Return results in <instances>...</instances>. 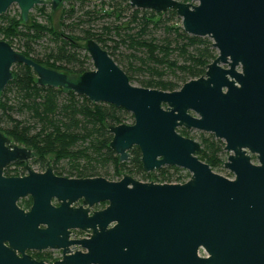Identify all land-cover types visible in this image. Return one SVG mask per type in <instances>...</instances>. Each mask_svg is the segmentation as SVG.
<instances>
[{"label": "water", "instance_id": "95a60500", "mask_svg": "<svg viewBox=\"0 0 264 264\" xmlns=\"http://www.w3.org/2000/svg\"><path fill=\"white\" fill-rule=\"evenodd\" d=\"M44 2L54 12L63 0H0V15L14 3L27 22L29 11ZM129 5L173 9L184 32L210 38L217 54L204 73L171 91L135 86L89 38L84 47L93 68L72 77L0 40V92L13 77L12 65L24 64L41 86L131 113L132 123L108 126L109 148L120 162L137 146L144 171L169 165L190 176L181 183L141 181L126 173L117 180L67 177L55 174L49 161L37 172L28 164L34 152L0 131V264H43L24 253L16 256L15 248L61 247L67 253L69 245L80 249L55 264H166L178 258L264 264V0H129ZM180 126L223 140L228 153L223 166L233 177L198 160V142L179 134ZM11 162H23L26 174L4 176ZM27 195L32 204L25 212L17 201ZM103 201L102 209L88 213ZM41 222L47 224L38 229ZM74 228L89 237L69 240ZM199 248L208 256L200 257Z\"/></svg>", "mask_w": 264, "mask_h": 264}, {"label": "trees", "instance_id": "16d2710c", "mask_svg": "<svg viewBox=\"0 0 264 264\" xmlns=\"http://www.w3.org/2000/svg\"><path fill=\"white\" fill-rule=\"evenodd\" d=\"M89 1L63 0L58 29L51 23L52 11L50 14L45 13L44 6L36 7L44 13L41 14L45 18L44 23L30 13L27 22L21 21L18 12L13 16L3 13L0 15V40H6L14 49L44 66L76 77L87 70L85 65L90 57L84 45L91 38L107 50L131 82L132 67L118 63L114 57L115 48L106 45L105 33L108 32V27H102L101 31H95L91 27L96 18L114 16L119 20L120 15L129 10V18L120 24L127 26L132 22L138 27L137 32L128 37L131 44L142 49L145 54L140 61L148 72V78L141 80L140 86L166 91L175 90L179 87L178 83L183 84L201 76L206 64L217 54L210 38L184 32L180 18L173 9L155 12L131 7L129 0H112L113 4L108 3L110 8L104 10L105 2L100 0L98 11L94 6L86 8ZM151 27L161 28L166 35L160 39L144 38L143 35ZM76 31L80 34H75ZM43 37L52 46L47 47L39 57L32 44ZM15 40L21 42L20 47H15ZM80 41H84V45ZM82 50L86 52L81 53ZM172 54H176V58H171ZM166 70L174 74L173 78H163ZM11 72L12 79L0 92V131L14 142L30 148L35 154L33 163L39 168H44L46 160L51 158L53 171L67 177L103 176L113 180L122 175L121 171H126L131 175H139L137 177L141 180H147L152 175L160 182L183 179L180 174L176 175L180 169L176 166L153 172L144 171L137 146L129 150L127 162L118 160V155L109 148L112 135L108 126L124 121L126 111L123 108L105 102H91L84 95L71 90L41 86L36 82L32 69L24 64H13ZM14 110L28 112L33 122L14 118L11 114ZM201 140L205 143L203 156L207 163L211 168L220 165L223 160L220 157L223 142L213 135L202 136ZM15 165L14 169L5 168L4 173H16L20 167ZM21 169L23 170V166ZM108 169H112V175ZM19 204L27 205L29 201L21 199Z\"/></svg>", "mask_w": 264, "mask_h": 264}, {"label": "rangeland", "instance_id": "374dc122", "mask_svg": "<svg viewBox=\"0 0 264 264\" xmlns=\"http://www.w3.org/2000/svg\"><path fill=\"white\" fill-rule=\"evenodd\" d=\"M103 1L105 2L104 6H103L104 10L110 8V5H108V3L113 4L112 0H103ZM40 6H44L45 7V13L49 12V14H50V11H51L50 5L46 2H44L43 4L35 5L29 11V13L31 15H33L39 22L44 23L45 18L41 15L44 13H41L38 9H36V7H40ZM93 6L96 9H98V11H99L100 0H90L89 3H86V8H88V9L93 8ZM17 12L19 13L17 5L13 3L8 7V9L6 10L5 13H7L10 16H13ZM129 14H130L129 10L125 11L123 14L120 15L119 20H117L114 16H104L103 18H100V19L96 18V20L91 23V27L95 31H101L102 27H108V32L105 33V37L107 39L106 45L109 47L115 48L114 57L118 60V63H120L123 66L130 65L132 67V72H130L132 74L131 84H133L135 86H140V81L148 78V74H147L148 72H147L146 68L141 65V61H140L141 59H143L145 57V54H144L142 49H138V48H136L135 45H132L131 42L129 41V37H128L129 35H134L137 32L138 27H136V25L133 24L132 22L127 26H126V24H122V25L120 24V23L126 22V20L129 18ZM60 15H61V7L56 9L54 12H51V15H50L51 23L56 29H58V22H59ZM116 26L118 28H116ZM75 34H80V32L76 31ZM165 35H166V33H164V31L161 28H152L151 27L147 31V33H145L143 35V37L144 38L154 37V38L160 39V38L164 37ZM80 44L84 45V41H80ZM14 45H15V47H20L21 42L18 40H15ZM32 45H33V49H34L35 54H39V57H41V55L45 52L46 48L52 46V43L46 37H43L42 39H39L38 41H36ZM84 52H86V51H84V50L81 51V53H84ZM216 53H217V51H216ZM32 54H34V53H32ZM171 58H176V54H172ZM85 66H86L87 70H90L93 68L91 59H89L88 62H86ZM158 69L160 70L161 68L158 67ZM141 70H143L144 72ZM173 75L174 74L171 73L169 70H166L163 78L170 79V78H173ZM181 84H182V82L178 83V86L180 87ZM178 88H176V89H178ZM11 114L14 118H17L19 120L28 121L29 123L33 122L29 113L26 111L14 110V112ZM130 115H131V113L126 111L124 114V117H123L124 121L122 123H127V124L132 123L133 117H130ZM226 157L227 156H224V158H223L224 160H222L220 162V165L215 166L212 169H213V171H215L219 174H221L223 171H225V173L228 176H231L232 173L230 175V172L226 168H224V166H223V162L226 160ZM127 161H124V162H127ZM29 162L38 168L37 164L33 163L32 160H29ZM179 168L180 169L178 170L176 175L180 174V178H183L185 180L188 179V177L190 175L187 172V170L184 168H181V167H179ZM108 170H109V174L112 175V169H108ZM122 173L128 174L126 171H121V174ZM129 175L130 176H136L135 178L139 179V177H137L139 175H131V174H129ZM139 180H141V179H139ZM141 181H144V180H141Z\"/></svg>", "mask_w": 264, "mask_h": 264}, {"label": "flooded vegetation", "instance_id": "af4514ba", "mask_svg": "<svg viewBox=\"0 0 264 264\" xmlns=\"http://www.w3.org/2000/svg\"><path fill=\"white\" fill-rule=\"evenodd\" d=\"M189 114L191 116H193V117H197L198 116L194 111H189ZM176 130H180L182 133H180L178 131L177 132L179 134H181L182 136L187 137V138H190V139H193L196 142H198L199 149L195 151L194 155L198 158V160H200V161L208 164L207 161L205 160V157L203 156V151L205 150V143L201 140V137L202 136L209 137V136H211L213 134L211 132H207V131H204V130H201V129H198V128H195V127H191L189 129H187V128L183 127V126H180ZM216 139H218V138H216ZM219 140H221V139H219ZM221 141L223 142V140H221ZM227 154H228L227 151L224 150V142H223L222 154H220V157H222V159H223L224 156H227ZM34 158L31 159L32 162H33ZM48 161H49V164H50V160L47 159L46 162H45V167L44 168H39L38 167L39 168V171H37V170H35V171H37V172L44 171L46 169V167H47V162ZM15 164H17V166L20 167V168H18L17 172L14 173V171H11V173L9 175H6L4 173V169L7 168V167L9 169H14L15 166H16ZM28 164H29V161H28ZM22 166H23V170L21 169ZM51 167H52V165H51ZM166 167H169V165H163L159 169L166 168ZM210 168H211V166H210ZM4 169H3V175L6 176V177L23 176V175L26 174V168H25V165H24L23 162H11V163H8L4 167ZM52 169H53V167H52ZM156 170H158V169H155V170H152V171H146V172H153V171H156ZM189 175H190V173H189ZM232 177L233 176H230L229 178H232ZM119 178H116V179H113V180H117ZM133 178H135V177H133ZM156 179H157L156 176H148V179L147 180H144V181L160 182V181H157ZM137 180H139V179H137ZM162 182H169V181H165L164 180ZM170 182H173V181H170ZM21 199H25V200L29 201V204H27V205H20L19 204V201ZM78 202L80 203V201H78ZM17 204H18V206L22 210H24L25 212H27V211H29V209L31 207L32 198H31L30 195H27L25 197L20 198L17 201ZM51 204L54 207H56L58 205L57 201L54 198L51 199ZM105 205H106V202H104V201L103 202L96 203V204L92 205L89 208V212L88 213H91L92 211H95V210L102 209ZM46 224L47 223H42V222L41 223H38L37 228L38 229H42V228H44L46 226ZM89 235H90V232H88V231H85V230H82V229H79V228H74V229H70L69 230L68 239L69 240H72V239L88 238ZM3 244L6 245V246L8 245L7 242H4ZM68 248H69V252H67V253H64L63 248H61V247L60 248L46 247V248H41V249H37V248H26V249L23 250V252H20L17 248H15L13 250H14V254L16 256H18V257H20L24 253L25 255H28L35 262H42L43 264H55V262L62 260L65 255H67L69 253H73L75 250L80 249V247L78 245L77 246H75V245H69ZM198 255L200 257H207L208 256L207 253L205 252V250L202 249V248H199ZM166 264H195V261L192 260V259H190V258H187V259H185V258H178L177 260H170Z\"/></svg>", "mask_w": 264, "mask_h": 264}, {"label": "built area", "instance_id": "2783aa9c", "mask_svg": "<svg viewBox=\"0 0 264 264\" xmlns=\"http://www.w3.org/2000/svg\"><path fill=\"white\" fill-rule=\"evenodd\" d=\"M230 175H231V172H230ZM231 176H233V174H232ZM184 181H185V179H181V180H179V181H173V182L181 183V182H184Z\"/></svg>", "mask_w": 264, "mask_h": 264}]
</instances>
